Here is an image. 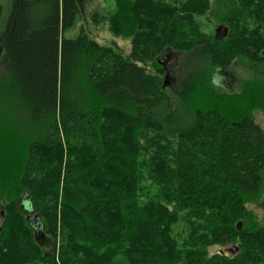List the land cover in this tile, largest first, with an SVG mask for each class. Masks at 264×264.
<instances>
[{"label": "trees", "instance_id": "trees-1", "mask_svg": "<svg viewBox=\"0 0 264 264\" xmlns=\"http://www.w3.org/2000/svg\"><path fill=\"white\" fill-rule=\"evenodd\" d=\"M7 1L3 16L0 0V211L8 214L0 264H248L255 257L264 264V224L247 209L264 187V129L253 116L264 111V12H250L245 0H213L230 25L219 38L201 18L209 0L193 10L189 0H116L111 31L132 38L126 57L83 29L66 36L79 0ZM249 19L259 31L248 29ZM167 50L197 52L203 67L166 87L160 57ZM238 58L260 66L256 77L240 92L216 89L207 70ZM149 130L173 137L174 151L162 152ZM144 170L163 200L141 198ZM24 194L54 239L51 257ZM190 218L203 220V246H182L174 235ZM229 244L230 255L207 250Z\"/></svg>", "mask_w": 264, "mask_h": 264}, {"label": "rangeland", "instance_id": "rangeland-1", "mask_svg": "<svg viewBox=\"0 0 264 264\" xmlns=\"http://www.w3.org/2000/svg\"><path fill=\"white\" fill-rule=\"evenodd\" d=\"M197 0H189V7L193 10L195 8ZM4 5L3 16L7 14V0H2ZM199 4V3H198ZM209 10L201 18L206 24V30H215V34L222 38L225 35H229L230 25L228 22L222 21L223 17L218 15L219 12L217 7L214 5L213 0L208 2ZM245 4L250 12L254 10V14L257 13L255 8L257 7L260 12H264V0H245ZM212 6V8H211ZM9 7V6H8ZM79 14L76 20L74 27L66 32L67 37H74L81 29H83L89 37L96 40L102 45L111 47L115 51L121 53L124 56H129L132 48L131 37L129 36H116L111 31V21L112 16L116 10V0H79L78 2ZM9 13V12H8ZM98 14L100 17V22L94 23L92 21V16ZM264 15V13H263ZM9 16V14H8ZM221 17V18H220ZM255 19V18H254ZM255 21H257L255 19ZM255 21L251 19L248 20L249 28H253V32L259 31V26L252 27L255 24ZM4 24L0 21V32L4 30ZM148 58V56H146ZM162 64L166 70V75L164 77V85L166 87L175 89L178 84L182 81V78H186L189 74L188 72H196L197 69L203 67V63L199 61L200 55L197 52L193 54H180L173 50H167L160 57ZM2 61V52L0 53V74L5 70V65L1 64ZM154 60H151L147 63V69L151 73H155L153 67ZM260 68L259 65L253 64L252 62L244 59L238 58L230 67L207 70V74L210 76L213 82V85L216 89L225 92H240L243 85L256 77V72L254 69ZM264 71V66L262 67ZM212 71V72H211ZM201 74V73H200ZM263 74H259L261 78ZM190 76V75H188ZM254 120L264 129V111L262 109H257L254 111ZM147 137L151 142H156L159 147L162 148V152L165 151H174L175 139L167 138L164 135H159L153 130L146 131ZM144 177L143 183L141 185L140 194L142 199H155L163 200L164 195H159L158 187L155 185L151 179V175L148 173L142 172ZM158 194V195H157ZM247 209L254 215L255 219L264 224V187L263 193L258 197L257 200L251 202L247 205ZM8 216L6 210L0 211V225H2L3 220ZM190 222L182 221L180 224L175 226L174 235L179 239L182 246L192 247V246H203V243H206L207 237L204 230L203 220L200 218H190ZM17 222V218H16ZM47 235V234H46ZM42 242L43 252L46 253L47 257L52 256V245L54 244V239L51 235L44 236L43 239L39 238ZM60 243H57V254L59 251ZM233 245L229 244L226 246L220 245H210L207 247V250L210 255L224 252L226 255H230V252L227 249L231 248ZM7 256V255H6ZM3 256L0 254V261ZM12 259V256L8 260ZM25 264H30L26 260H22ZM260 259L255 257L248 260V264H259Z\"/></svg>", "mask_w": 264, "mask_h": 264}, {"label": "flooded vegetation", "instance_id": "flooded-vegetation-1", "mask_svg": "<svg viewBox=\"0 0 264 264\" xmlns=\"http://www.w3.org/2000/svg\"><path fill=\"white\" fill-rule=\"evenodd\" d=\"M26 210L29 212V219H30V222L32 223V225H33V227L35 229L36 235H38V239L39 238L43 239L44 234H43V231L41 229V223L39 222L40 220H39V218L35 219V218L32 217L33 215H37V214L33 211V209L32 210L26 209Z\"/></svg>", "mask_w": 264, "mask_h": 264}, {"label": "water", "instance_id": "water-1", "mask_svg": "<svg viewBox=\"0 0 264 264\" xmlns=\"http://www.w3.org/2000/svg\"><path fill=\"white\" fill-rule=\"evenodd\" d=\"M23 199H24L23 200L24 201L23 202V207L28 209V210H32L31 203L29 202L28 197L26 196V194L23 195ZM32 217L36 219V218H38V215H33ZM234 250H236V248H234Z\"/></svg>", "mask_w": 264, "mask_h": 264}]
</instances>
